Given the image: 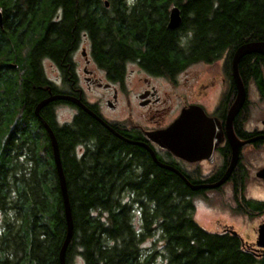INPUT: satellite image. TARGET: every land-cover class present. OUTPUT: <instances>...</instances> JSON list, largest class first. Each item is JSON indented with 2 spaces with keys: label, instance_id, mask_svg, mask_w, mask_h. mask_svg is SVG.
<instances>
[{
  "label": "trees",
  "instance_id": "obj_1",
  "mask_svg": "<svg viewBox=\"0 0 264 264\" xmlns=\"http://www.w3.org/2000/svg\"><path fill=\"white\" fill-rule=\"evenodd\" d=\"M172 7L182 20L168 30ZM0 11V65L10 70L6 63L14 62L23 69L29 54L47 57L63 71L67 85L83 33L108 81L121 80L128 63L171 76L224 54L230 60L240 45L264 41V0H0ZM21 26L31 28L38 40L16 39L13 28ZM254 56L258 59L250 65L247 55L239 60L242 76L257 75L256 64L264 57ZM3 86L12 91L8 82ZM41 96L36 93L21 104L24 114ZM11 102L0 116V148L9 146L11 133H19L20 104ZM64 104L77 110L69 124L57 123L49 108L43 116L48 115L57 141L72 214L65 264H73L75 256L84 264H155V242L142 248L155 234L163 243V264H264V257L242 248L236 236L203 230L194 219L191 190L173 173L156 167L143 150L118 140L79 108ZM38 132L29 177L20 169L25 161L0 156V264H59L66 229L62 198L47 137Z\"/></svg>",
  "mask_w": 264,
  "mask_h": 264
},
{
  "label": "flooded vegetation",
  "instance_id": "obj_2",
  "mask_svg": "<svg viewBox=\"0 0 264 264\" xmlns=\"http://www.w3.org/2000/svg\"><path fill=\"white\" fill-rule=\"evenodd\" d=\"M53 18L54 20L59 19V15L55 14ZM30 32H32L31 28L26 26L13 28V36L16 39L20 38L22 43L29 38L35 40L33 42L38 40V37L34 39L33 33ZM79 50L82 64L75 60V55ZM254 55L259 54L247 55L248 61H250L249 65L257 58ZM14 56L19 57L20 55L15 53ZM23 59L26 60L25 54ZM231 59L228 60L224 54L213 63H203L205 66L203 70H191L192 66L200 64L196 63L171 76L152 75L141 70L135 62H132L126 64L121 80L108 81L102 70L104 79L98 78L97 69L99 68L91 56L90 42L86 34L83 33L72 55V80L69 85L65 82L64 73L60 67L47 57L42 58L40 55H36L32 58L29 54V62L25 61L26 67L23 69H17V64L14 62L6 63V67L10 70L3 68L2 64L0 67L4 70H0V116L5 112L4 106H10L11 101L14 100L19 102L20 111L17 112L15 123V125L18 124L15 129H18L19 133L13 132L9 135V146L0 148V156L4 153L7 156L6 161L14 162L15 159L20 162L25 161L26 166L23 165L20 169L29 177L32 172L29 165V159L32 157V145H34L40 129L46 135L50 146L46 131L39 118L34 115L35 106L50 95L62 94L79 98L110 128H113L122 139L115 137L95 121L101 128L123 143L129 144L125 141L128 140L148 146L154 152L157 160L176 169L191 184L213 185L232 165L227 179L220 186L191 191L195 200L201 199L205 202L206 209L215 216L212 218V229L210 230L197 224L209 234L236 236L239 238L242 248L252 252L257 258L264 257V249L257 244L259 228L264 224V195L257 193V191H261L260 193L264 194V61L256 64L257 75L244 77L238 70L244 94L241 106L230 118L232 107L239 95V89L233 78ZM33 62L35 68L32 67ZM128 65H135L138 70H129ZM137 72H140L139 75L136 74ZM133 76L137 77L135 83L131 81ZM81 78L84 84L81 83ZM7 82L12 85L11 92L3 86V83ZM157 83L167 85L172 91V96L168 95L165 90L163 93L159 92L155 86ZM135 84L140 90L137 95L138 104L140 107L146 108L139 114H134L130 110V92ZM92 87H101L110 94L112 102L107 100L106 106L114 113L117 112L118 104L124 99L127 106L126 117L120 118L118 114L104 113L100 109L97 98L92 103L88 102L85 94ZM36 93L42 96L33 105H30L31 108L27 109L24 114L21 104ZM161 94L164 95L163 99ZM8 95L10 100L7 98ZM169 98L173 99L174 105H166ZM64 103L68 102L53 101L46 104L39 112L40 117L49 124L48 115L46 118L43 116L49 108V112H54L55 121L59 123L57 110L66 106ZM190 106H199L203 109L210 119L209 124L213 133V140L209 141L208 135L203 157L197 161H188L175 156L148 137V133L163 130L173 124L180 116L181 111ZM76 113L77 110L68 122L59 124H69ZM33 122L37 123L36 128ZM44 142L46 143V141ZM131 146L143 150L151 163L155 165L151 155L144 147ZM82 151V147L77 149L78 154H81ZM173 175L175 174L173 173ZM175 176L179 178L177 175ZM180 181L183 182L181 179ZM28 184L27 182L25 185L27 191L30 186ZM224 213L234 220L243 222L247 227L245 232L250 235L251 240L243 239L235 224L222 217L221 214Z\"/></svg>",
  "mask_w": 264,
  "mask_h": 264
},
{
  "label": "water",
  "instance_id": "obj_3",
  "mask_svg": "<svg viewBox=\"0 0 264 264\" xmlns=\"http://www.w3.org/2000/svg\"><path fill=\"white\" fill-rule=\"evenodd\" d=\"M105 5L106 7L108 6L107 3H105ZM181 20L182 18L179 9L177 7H172L169 11L166 28L168 30L176 29L180 25ZM2 28H3V18H2V13L0 11V29ZM249 54H259L264 56V41H253V42L244 43L239 47H237L232 55L231 69L233 72V78L239 89V95L236 103L232 107L233 109L230 113V118H232V116L238 111L239 107L241 106L243 100V94H244L242 84L238 75V62L243 56ZM53 101H64L73 104L74 106L82 110L85 114L90 116L92 119L97 121L100 125H102L115 137L121 138V136L118 135L112 128H110L101 118H99V116H97L94 112H92L85 104H83L79 98H75L69 95H62V94L50 95L48 98L37 103V105L34 108V115L37 118H39L40 123L42 124L50 140L53 163L59 183L60 195L62 198L63 214L65 218L66 229H65L64 239L62 241V244L58 252V263L65 264V253L69 245V242L72 238V232H73L71 208L68 199L65 176L60 161L57 141L49 125L39 115L41 108ZM209 121L210 119L206 116V114L204 113L201 107L190 106L181 111L180 116L173 124L169 125L167 128L163 130L148 133V137L150 140L157 143L160 147L166 149L175 156H178L188 161H197L203 157L208 135H209V141L213 140V136H212L213 133L211 131V126L209 124ZM125 141L131 145L144 147L151 155V158L156 166H158L161 169L171 171L172 173L177 175L191 191H196L199 189H206V188H215L220 186L227 179L230 170L232 168L231 165L229 170L222 176V178L213 185L210 186L194 185L188 182L186 178L176 169L172 168L171 166L165 165L161 163L159 160H157L154 152L148 146L128 140ZM257 244L258 246H261L264 249V224H262L259 228ZM263 255H264V251H263Z\"/></svg>",
  "mask_w": 264,
  "mask_h": 264
},
{
  "label": "rangeland",
  "instance_id": "obj_4",
  "mask_svg": "<svg viewBox=\"0 0 264 264\" xmlns=\"http://www.w3.org/2000/svg\"><path fill=\"white\" fill-rule=\"evenodd\" d=\"M57 20V19H56ZM75 60L80 62L82 64V58L80 55V50L76 53L75 55ZM191 70H203L205 68V66L203 65V63H200L198 65H194L191 67ZM128 69H134L135 71L138 70L137 67L135 65H128ZM140 72H137L136 74H138ZM134 74V75H136ZM139 75V74H138ZM141 75H143L141 73ZM80 76H82V74L80 73ZM97 76L98 78L104 79V74L101 70L97 69ZM132 83H135V81H137V77L133 76L132 77ZM81 83L84 84L83 79L81 78ZM137 84H135V87L132 88V91L130 92V102H131V108L130 110H132V112L134 114H139L141 112H143L144 110H146V108H142L139 106L138 102H139V98H137V95L139 93V89L136 86ZM155 86L158 88L159 92L163 93V90L167 91L168 95L172 96V91L171 89L165 85V84H155ZM174 92V91H173ZM86 100L88 102H93L96 98L98 99V103L100 106V109L104 112V113H110L112 115L114 114H118V117L123 118L126 117V111H127V106L125 105L124 99H122V101L118 104L116 110L117 112L114 113L113 111H111L107 106H106V101L110 100L112 102V98L110 97V94L105 91L103 88L101 87H92L91 89H89L88 91H86ZM161 98H164V95L161 94ZM168 103L166 104L167 106H172L174 105V101L173 99H168ZM172 102V103H170ZM172 109V108H171ZM170 109V110H171ZM76 112V109L70 106H64V107H60L57 110V120L59 123L61 122H68L69 119H71V117L74 115V113ZM109 114V115H110ZM261 191H257V193L264 195L263 193H260ZM193 203L195 206V214H194V219L196 221V223H198L199 225H201L203 228H205L206 230H210L211 228V222H212V218H214L215 216L212 215L210 213L209 210L206 209V205L205 202H203L201 199H193ZM221 213V212H220ZM222 217L226 218L229 222L234 223L236 226V229L239 230L240 235L242 236L243 239L245 240H251V237L249 234H246V225L239 221V220H234L232 218H230V216L226 213L221 214ZM2 213H1V218H0V229H1V222H2ZM134 226L138 229V216L134 217ZM159 235L155 234V237L149 238L147 239L143 244H142V248L145 250H148L152 247V243L155 242V249L158 251L157 257H156V263L155 264H163V260H162V249H163V243L161 241H158L156 239H158ZM73 264H84L83 260L81 257L79 256H75V258L73 259Z\"/></svg>",
  "mask_w": 264,
  "mask_h": 264
}]
</instances>
